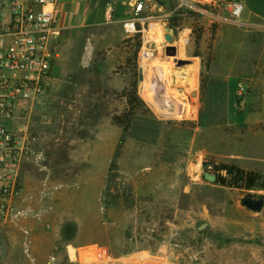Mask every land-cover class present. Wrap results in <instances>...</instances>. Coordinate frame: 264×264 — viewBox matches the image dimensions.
Returning <instances> with one entry per match:
<instances>
[{"label": "rangeland", "instance_id": "rangeland-1", "mask_svg": "<svg viewBox=\"0 0 264 264\" xmlns=\"http://www.w3.org/2000/svg\"><path fill=\"white\" fill-rule=\"evenodd\" d=\"M143 2L145 15L153 16L139 26L144 31L125 38L110 58L105 49L99 50L88 65L81 63L71 79L50 87L42 110L46 117L35 115L28 123L29 140L42 163H21L22 188L50 186L55 190L60 185L82 182L89 188V198L92 189L97 192L96 209L51 206L45 212L53 218L45 222L40 208L36 209L39 218L27 209L28 216L16 225H0L9 264L32 263L31 242L39 233L49 234L56 241L53 257L58 254L60 258L51 264H77L70 249L80 243L89 244L85 264H264V206L253 212L241 203L248 193L264 198V189L246 192L205 180L204 172L210 173L212 163L221 161L208 155L201 139L195 146L190 144L193 127L203 128L207 121L227 119L232 113H213L214 98L206 90L205 71L200 76L206 85L203 92L200 89L199 103L191 97L192 85L182 93L178 91L183 73L177 70L174 58L181 61L184 53L202 54V61L208 63L213 31L219 22L196 21L200 16L187 11L178 23L182 42L176 41L177 35L170 41L162 40L166 29L160 21L161 12ZM166 2L168 8L177 4V0ZM224 12L229 20L228 9ZM189 16L195 17L190 20ZM148 24L159 25L162 31L154 36L161 46L176 51L167 55L159 49L146 71L151 79L143 82L135 60L148 37ZM197 34L202 47L206 42L202 53ZM216 56V60L223 58L219 51ZM156 62L167 64L169 76L155 74L152 80ZM133 79L143 106L135 110L125 129L121 122L126 120L129 106L122 92ZM238 84L234 82L235 93ZM166 94L181 102L180 117L174 114L176 106ZM234 102L235 108H230L228 100L226 113L241 112L237 98ZM191 104L194 117L188 112ZM174 232L180 235L181 243L176 251L169 245ZM74 235L77 241H73Z\"/></svg>", "mask_w": 264, "mask_h": 264}, {"label": "crops", "instance_id": "crops-1", "mask_svg": "<svg viewBox=\"0 0 264 264\" xmlns=\"http://www.w3.org/2000/svg\"><path fill=\"white\" fill-rule=\"evenodd\" d=\"M145 1L161 12L163 18L161 22L172 9L168 8L166 0ZM216 1L221 7L215 10V14L221 15L223 21L202 15L196 18V21L204 20L207 24L219 22L211 41L212 57L207 69H204L202 54L184 53V60L177 61L175 58L173 62L177 64V70L183 73L180 74L182 80L178 84L181 85L179 92L190 89L189 86L192 85L191 97L197 99L199 103L200 76L205 71L206 90L210 91L211 98H214V101H211L213 113H232V116L227 119L213 118L207 121L203 128L201 125L193 127L190 144L195 146L197 140L201 139L208 155L214 156L215 160L264 173V0H241L243 3L241 25L229 23L224 15L226 9L224 0ZM134 2L135 0H62L58 4L59 33L50 82L52 89L58 82L71 79L70 76L79 71L81 63L85 62V65H88L89 59L99 50L105 49L107 58L115 55V47L119 43L124 44L122 22L131 15ZM145 10L146 8L143 14L146 13ZM194 17L189 16L188 19L192 20ZM200 42L202 53L206 42H203V47L202 41ZM217 51L222 52L223 58L220 60H216ZM125 78V82L129 83V78L127 76ZM235 81L247 84L245 105L238 114L229 111L226 113L225 106L228 100L230 103L231 99L230 108H235L236 93L233 87ZM174 83H178L176 79ZM49 97L50 93L47 98ZM201 130H205L202 138ZM183 159L187 162L188 158ZM24 171L23 168L26 177ZM88 194L89 188L82 182L75 185H60L55 190L50 186L44 188L24 186L18 205L25 211L33 210V215L38 218L41 214L36 212V209L40 208L44 211L42 220L49 221L53 217L45 210L51 206L57 208L68 204L75 209L85 210L90 206L95 210L97 192L92 189L90 198ZM75 237L72 236L73 241H77ZM5 241L3 229L0 227V264H9ZM31 243V264H51L53 260L60 258L58 254L53 257L54 250L58 247L55 239L49 234H35ZM72 248L76 263L85 264L88 260L86 257L89 244H73ZM23 264L30 263L25 261Z\"/></svg>", "mask_w": 264, "mask_h": 264}, {"label": "built area", "instance_id": "built-area-1", "mask_svg": "<svg viewBox=\"0 0 264 264\" xmlns=\"http://www.w3.org/2000/svg\"><path fill=\"white\" fill-rule=\"evenodd\" d=\"M61 1L0 0V224L16 225L28 216L27 211L18 205L23 191L20 167L24 161L42 163L40 153H36L31 145L27 129L31 117H46L42 110L47 103L52 79L59 33L58 4ZM225 5L229 21L241 25V0H229ZM132 7L131 15L122 22L127 39L144 31L139 26L153 18L143 14V0H135ZM220 7L216 0H177V4L164 16L162 24L166 31L161 35L162 40L167 34L171 39L179 35L181 26L178 23L187 11L217 21L224 20L215 14ZM176 41L182 42V38L178 36ZM160 43L147 37L139 47L135 64L140 76L146 73L159 49L167 55H175V49L171 54L172 47H164ZM245 84L239 82L236 91L239 109L245 105ZM179 239L180 235L174 232L169 240L171 250L176 251L180 247Z\"/></svg>", "mask_w": 264, "mask_h": 264}, {"label": "trees", "instance_id": "trees-1", "mask_svg": "<svg viewBox=\"0 0 264 264\" xmlns=\"http://www.w3.org/2000/svg\"><path fill=\"white\" fill-rule=\"evenodd\" d=\"M215 31H213L214 34ZM200 35H196V41L200 40ZM198 55V54H196ZM209 63V62H208ZM208 63H205V69L208 67ZM206 81L200 79V89L201 92L204 91ZM122 96L126 98L127 104L129 106L128 111L125 113L126 120L121 122V125L126 129L129 125V120L134 114L135 110H138L140 106H143V102L140 101L136 95V81L135 79L124 88ZM113 119H117L114 117ZM205 164V163H203ZM210 173L216 175V180L214 184L231 188L238 189L240 191H250L253 189H264V173L247 170L238 165L226 162H213ZM247 196L254 197L252 194L248 193ZM262 197V196H261Z\"/></svg>", "mask_w": 264, "mask_h": 264}, {"label": "bare ground", "instance_id": "bare-ground-1", "mask_svg": "<svg viewBox=\"0 0 264 264\" xmlns=\"http://www.w3.org/2000/svg\"><path fill=\"white\" fill-rule=\"evenodd\" d=\"M149 28H150V30L148 32V37L149 38L152 37L153 39L157 40V42H159L158 39L156 38V35L154 36V34H157L160 31H162V30L159 29V25L151 24L149 26ZM158 37H159V34H158ZM171 53H173V51ZM165 65H167V64H163V63H159V62H156L155 64H153L154 69H153L152 72H154V73L152 74V80H154L155 74L158 75V76H160V77H163V78H165L166 76H169L170 69H168V67L165 66ZM149 69L150 68H148L147 71ZM146 74H147V72L143 74V82L151 79V76H147ZM151 95L155 96L156 95V92H152ZM165 98L169 99L170 101H172L174 103V105L176 106L175 107L174 114L177 117H180L182 115V113H183L182 106H181V102L178 99H176L175 96H171V95L169 96V95L166 94V97ZM188 112H189V115L191 117H194L195 116L194 115V107H193V104L190 105V108L188 109ZM70 254L73 255V249H70Z\"/></svg>", "mask_w": 264, "mask_h": 264}, {"label": "water", "instance_id": "water-1", "mask_svg": "<svg viewBox=\"0 0 264 264\" xmlns=\"http://www.w3.org/2000/svg\"><path fill=\"white\" fill-rule=\"evenodd\" d=\"M168 32L171 33L170 30H168ZM165 39L170 41L171 35L170 34L165 35ZM172 51L174 52V48H172ZM171 54H173V53H171ZM203 177L205 180L212 182V183H214L216 180V175L211 174L209 172H204ZM241 203L247 209H249L253 212H259V211H261V209L264 206V198L263 197L256 198V197L248 196V197L243 198L241 200Z\"/></svg>", "mask_w": 264, "mask_h": 264}]
</instances>
